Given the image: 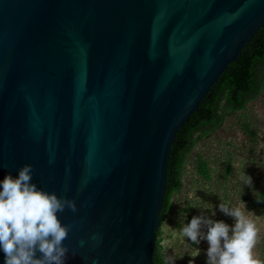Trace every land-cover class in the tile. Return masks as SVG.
Listing matches in <instances>:
<instances>
[{"label":"water","instance_id":"obj_1","mask_svg":"<svg viewBox=\"0 0 264 264\" xmlns=\"http://www.w3.org/2000/svg\"><path fill=\"white\" fill-rule=\"evenodd\" d=\"M263 25L264 0H0V181L74 201L65 264H153L176 133Z\"/></svg>","mask_w":264,"mask_h":264},{"label":"rangeland","instance_id":"obj_2","mask_svg":"<svg viewBox=\"0 0 264 264\" xmlns=\"http://www.w3.org/2000/svg\"><path fill=\"white\" fill-rule=\"evenodd\" d=\"M243 124L254 132L252 138ZM243 173L251 177V185L243 184ZM182 184L159 227V246L168 264H207L206 240L192 243L182 227L194 216L232 226L233 218L222 213L219 204L239 207L240 201L258 229L253 257L264 262V89L244 112L227 115L218 130L197 141L185 163Z\"/></svg>","mask_w":264,"mask_h":264},{"label":"clouds","instance_id":"obj_3","mask_svg":"<svg viewBox=\"0 0 264 264\" xmlns=\"http://www.w3.org/2000/svg\"><path fill=\"white\" fill-rule=\"evenodd\" d=\"M32 174V165L24 164L15 177L6 174L0 181V251L4 264H65L68 248L64 241L69 228L61 224L57 214L65 207L75 211V203L39 189L32 182ZM241 180L251 185V177L244 173ZM219 210L233 218L232 226L194 216L182 227L183 236L194 244L206 240L207 264H264L253 257L258 229L246 215L245 203L240 201L239 207L221 203Z\"/></svg>","mask_w":264,"mask_h":264},{"label":"trees","instance_id":"obj_4","mask_svg":"<svg viewBox=\"0 0 264 264\" xmlns=\"http://www.w3.org/2000/svg\"><path fill=\"white\" fill-rule=\"evenodd\" d=\"M264 89V25L242 48L236 60L220 74L197 110L178 130L170 147L167 176L160 222L172 207V197L182 188L185 163L198 140L211 136L224 123L227 115L244 112L247 105L257 99ZM245 132L254 136L248 125ZM202 169V166H199ZM264 204V200H262ZM160 228L156 232L153 264H168L159 246Z\"/></svg>","mask_w":264,"mask_h":264}]
</instances>
